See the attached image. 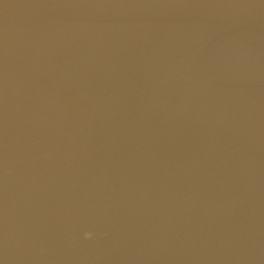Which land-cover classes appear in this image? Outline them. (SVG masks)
Masks as SVG:
<instances>
[{"label":"water","instance_id":"95a60500","mask_svg":"<svg viewBox=\"0 0 264 264\" xmlns=\"http://www.w3.org/2000/svg\"><path fill=\"white\" fill-rule=\"evenodd\" d=\"M0 264H264V0H0Z\"/></svg>","mask_w":264,"mask_h":264},{"label":"clouds","instance_id":"9594fccd","mask_svg":"<svg viewBox=\"0 0 264 264\" xmlns=\"http://www.w3.org/2000/svg\"><path fill=\"white\" fill-rule=\"evenodd\" d=\"M84 235H85L86 239H91L93 236V234L91 232H86Z\"/></svg>","mask_w":264,"mask_h":264}]
</instances>
